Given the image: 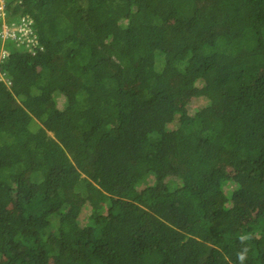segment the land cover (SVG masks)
<instances>
[{
	"label": "trees",
	"instance_id": "16d2710c",
	"mask_svg": "<svg viewBox=\"0 0 264 264\" xmlns=\"http://www.w3.org/2000/svg\"><path fill=\"white\" fill-rule=\"evenodd\" d=\"M2 4L0 264H264V0Z\"/></svg>",
	"mask_w": 264,
	"mask_h": 264
},
{
	"label": "clouds",
	"instance_id": "9594fccd",
	"mask_svg": "<svg viewBox=\"0 0 264 264\" xmlns=\"http://www.w3.org/2000/svg\"><path fill=\"white\" fill-rule=\"evenodd\" d=\"M3 1H0V2L3 3ZM1 17H3V18L5 17L4 19H6V16H5V12L4 11H3V14L1 15ZM5 25H3V26H5ZM19 26H20V24L18 25L16 23H11V25H9V27H19ZM27 27H28V31H27V33L25 35H21L20 32H18L13 37L16 38V40L18 42H25L29 46L28 51L31 52L32 54H34L39 48H41V45L38 44V39L36 37V34L33 32L32 28H31V22H30V24H28ZM2 52H4V51L2 50ZM2 57H3V55L0 54V58H2ZM249 238L250 237L247 236V235H241L239 237V239H240V241L242 243L245 242V241H247ZM248 250L249 249L247 247H245V248H243L242 251H240V252L237 253V259L239 261V264H244V261L247 258Z\"/></svg>",
	"mask_w": 264,
	"mask_h": 264
},
{
	"label": "built area",
	"instance_id": "2783aa9c",
	"mask_svg": "<svg viewBox=\"0 0 264 264\" xmlns=\"http://www.w3.org/2000/svg\"><path fill=\"white\" fill-rule=\"evenodd\" d=\"M3 1V0H0ZM28 24L24 23L20 25L19 27H9V26H3L2 30L4 34H10L11 36H15L18 32H20L21 35H25L28 31Z\"/></svg>",
	"mask_w": 264,
	"mask_h": 264
},
{
	"label": "rangeland",
	"instance_id": "374dc122",
	"mask_svg": "<svg viewBox=\"0 0 264 264\" xmlns=\"http://www.w3.org/2000/svg\"><path fill=\"white\" fill-rule=\"evenodd\" d=\"M2 8H3V4L0 2V15L3 14V10H2ZM193 96H194V95L191 96L192 100L195 99V97H193ZM227 173H229L228 170H227ZM233 188H234L233 184L229 182V185L226 187V191H228V193H230V190H231V189L234 190ZM233 194H234V192L231 191V193H230V198H233V197H234ZM255 211H256V209H254L253 212H255ZM251 214H252V212H251Z\"/></svg>",
	"mask_w": 264,
	"mask_h": 264
}]
</instances>
